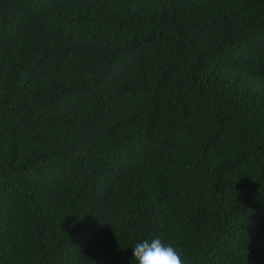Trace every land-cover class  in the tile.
Returning a JSON list of instances; mask_svg holds the SVG:
<instances>
[{
	"label": "trees",
	"instance_id": "1",
	"mask_svg": "<svg viewBox=\"0 0 264 264\" xmlns=\"http://www.w3.org/2000/svg\"><path fill=\"white\" fill-rule=\"evenodd\" d=\"M264 264V0H0V264Z\"/></svg>",
	"mask_w": 264,
	"mask_h": 264
},
{
	"label": "clouds",
	"instance_id": "2",
	"mask_svg": "<svg viewBox=\"0 0 264 264\" xmlns=\"http://www.w3.org/2000/svg\"><path fill=\"white\" fill-rule=\"evenodd\" d=\"M130 264H186L182 255L172 243H165L159 237L144 239L131 248Z\"/></svg>",
	"mask_w": 264,
	"mask_h": 264
}]
</instances>
